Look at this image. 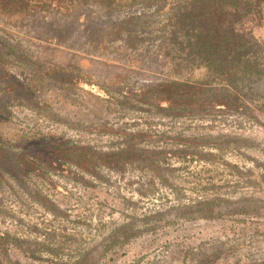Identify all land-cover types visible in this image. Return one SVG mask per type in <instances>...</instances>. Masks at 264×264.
<instances>
[{
	"label": "rangeland",
	"instance_id": "obj_1",
	"mask_svg": "<svg viewBox=\"0 0 264 264\" xmlns=\"http://www.w3.org/2000/svg\"><path fill=\"white\" fill-rule=\"evenodd\" d=\"M155 8H90L101 29L124 28L95 51L59 37L84 29L72 16L0 26L2 39L32 62L90 77L122 102L87 96L84 80L73 82L72 96L51 88L39 98L11 99L0 85L11 114L0 118L5 150L21 134L40 139L0 153V231L10 234L0 239V264H264L263 89L248 111L191 116L125 99L118 92L127 83L168 74L155 56L162 34ZM134 16L156 23L122 22ZM254 33L264 40V27ZM9 66L20 83L36 73ZM73 147H90L101 161L66 165Z\"/></svg>",
	"mask_w": 264,
	"mask_h": 264
},
{
	"label": "trees",
	"instance_id": "obj_2",
	"mask_svg": "<svg viewBox=\"0 0 264 264\" xmlns=\"http://www.w3.org/2000/svg\"><path fill=\"white\" fill-rule=\"evenodd\" d=\"M139 4L156 7L153 16L160 19L157 23L162 34L157 37L160 41L155 56L162 58L160 64L168 74L159 82L141 87L133 88L127 83L118 92L125 99L158 106L175 116L223 109L248 111L249 104L259 103L258 89H263L261 96H264V40L254 32L264 27V0H0V26H6L8 22L19 26L25 21L35 24L50 14L72 16L74 25L84 29L76 28L73 35L59 37H73L76 43L85 42L95 51L105 48L103 44L107 40L118 39L124 28L122 24L112 22L101 29L90 19L89 9L99 7L112 14ZM150 18L143 22L142 16H134L122 22L138 20L143 24L141 27H153L156 21ZM9 62L23 69H36V73L29 83H20L11 74ZM59 68L63 70L64 67L52 65L46 68L32 62L0 36V69H6L7 73L1 75L0 85H5L2 93L8 98L19 97L22 93L39 98L51 88L72 96L73 82L84 80L87 96L112 105L122 103L116 98L115 90L102 87L90 77L63 76L64 70ZM45 71L46 74H41ZM197 72L202 76L196 77L194 73ZM3 104L6 103L0 100V118L11 116L2 108ZM37 140L40 139L21 134L20 143L11 144L6 151L0 137V153H9L12 148L32 147V142ZM81 151H84L85 161L77 160ZM71 152L66 165L76 161L77 165L88 167L92 161L99 162L102 158V153L94 152L90 147H73ZM9 238V233L0 231V239Z\"/></svg>",
	"mask_w": 264,
	"mask_h": 264
}]
</instances>
